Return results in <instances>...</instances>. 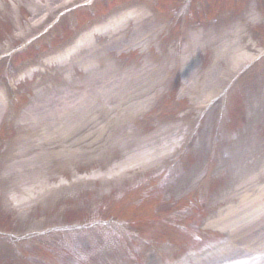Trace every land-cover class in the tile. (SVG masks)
Returning a JSON list of instances; mask_svg holds the SVG:
<instances>
[{"label": "rangeland", "instance_id": "rangeland-1", "mask_svg": "<svg viewBox=\"0 0 264 264\" xmlns=\"http://www.w3.org/2000/svg\"><path fill=\"white\" fill-rule=\"evenodd\" d=\"M0 1L1 52V47L6 43L5 39L15 34L17 22L24 24L27 20L31 21L35 14L26 6L25 0H21L20 12H15L11 8L15 0ZM109 1L111 2V0L102 1V4L96 5L90 11L94 13L101 10L102 14L113 11L102 15L100 22H104L109 15L117 13L122 8L106 7ZM145 1L152 2V0ZM221 1L216 0V5L206 11L207 15L202 8L199 13L201 17L195 19L194 24L187 28L178 25L171 27L170 32V29L163 25L160 31L164 45H159L156 55L148 54L147 51L142 55L140 51L136 54H130L128 51L119 53L114 47L106 45L108 40L103 35L107 30L101 31L102 35L97 36L92 46L100 48L104 58L99 61V66H94L100 69L94 76L115 68L126 71L124 82L129 78L148 74L150 76L141 78L139 82L146 78L149 81L155 80V90L161 95L156 96L155 92L151 93L150 88L147 89L145 92L152 100L151 105L147 106L144 112L139 113L141 115L136 119L138 113L135 112L120 115L118 120L119 115L96 111L92 106L94 104L81 105L82 99L88 93L84 86L94 83L95 80L89 77V71L82 73L75 66L78 62L75 60L71 62V56L66 58L70 66L69 72L63 67L61 71L62 93H40L35 88L37 87L35 84L42 79L40 77L42 75L34 76L30 80L33 83L29 81L28 85L23 86L26 93L22 89L20 93H23L27 100L26 103L24 102L25 107L33 104L32 108L30 111L25 109L23 115L15 119L14 129L5 135L4 140H0V149L5 148V152L12 156L4 162V157H0V185L4 197L0 200V206L6 205L7 208V210L0 208V228L5 229L9 237L13 234L32 233L24 239L18 238L19 242L31 241L32 244L23 249V255L22 252L16 253L15 249L9 250L0 246V264L8 259V255L15 259L16 264H25L24 262L26 264L246 263L241 257L248 251V249L244 250L245 242L235 240L224 242L226 237L224 232L210 229L206 218L211 213L210 211L208 213V207L211 208L212 201H216L215 199L223 194V196L227 195L234 187L235 181L241 177L243 172L240 161L246 160V155L254 158L259 171L263 169L264 156L261 155L262 152L264 153L263 78L259 77L257 81L250 80L247 85L249 90L234 97L229 96L226 102L224 99L227 89L240 76L246 65L264 54V0L248 3L252 9L249 12L248 6L247 11L244 12L245 17L252 12V15H256L257 20L253 24V29L239 25L240 21L237 17L240 14L241 4L232 8L233 11L237 8L236 14L223 13L217 17L232 6H222L224 3L222 2L218 8ZM89 2L90 0H77L72 6ZM160 2L169 1L160 0ZM119 3L117 0L115 5ZM31 8L33 9L32 6ZM144 15L145 19L142 22L132 19L121 36L132 37L137 29L138 38L140 36L141 39L145 38L146 35L140 33L144 31L140 27L146 31L151 30L150 22L153 15ZM136 16L133 13L128 18ZM251 16H247L250 21ZM55 18L54 15L50 23H47L48 27L56 22ZM180 27L181 33H177ZM79 28H83V25ZM244 33L248 36L243 39L245 47L234 46L233 42ZM172 35L174 37L171 39L167 38ZM190 43H192L191 47L201 49L200 55L198 54L196 58L192 56L196 49L187 53V60L191 62L187 70L192 71L193 76L188 77L184 70L180 71L177 63V71H170L166 88L165 78L168 70L165 67L173 66L181 50L190 46ZM42 44H44L43 39L37 45ZM20 46L21 44L18 43L14 51ZM7 62L4 60L1 65ZM236 67L241 70L235 72ZM50 68L52 70L49 71L51 70V74L55 76L54 69L58 70V67L51 65ZM158 70L162 73H158ZM246 76L248 75L240 77ZM48 80L50 79H46ZM52 80L49 81L50 85L56 83L55 77ZM80 91L83 95H79ZM22 104L23 102L19 107ZM98 104L100 105L99 100ZM87 110L95 112L89 114ZM77 111L83 112L85 116L77 121L80 126L75 127L77 120L75 116L79 118L80 115ZM26 116H32L30 122L25 121ZM31 126L33 129H30ZM44 126L49 127L50 130L46 135L49 136V142L47 141V146L42 150L38 137L42 138L40 131ZM3 132L4 130L0 137ZM193 135L195 140L190 147V156L187 158L189 161L184 167V175L180 178L176 175L172 177L175 183L179 181L176 184L177 188L171 194L173 197L159 188H151L155 184H150V181L142 189L139 187L130 192L126 189L118 190L116 194L123 195L119 200L115 199L118 195H110L117 185L125 187L128 184L124 185V183L134 179L138 174L153 171L159 165H163L171 158L172 145L177 141L181 144L184 142V137L186 139ZM156 143L158 144L155 146ZM159 146L160 151H155L156 153L150 156L154 161H145L142 153L149 148ZM32 159L40 161L36 164L38 171L34 174V183L30 180L29 184L18 183V180L11 178L15 176L14 171H21L23 176L26 175L27 166L24 168L22 165H27ZM12 164L16 166L14 171L10 167ZM208 166L212 168L211 174L215 173L211 190H206V187L204 194H200L198 198L194 193L187 196L186 188L189 185H194L190 189L196 187ZM243 190L244 188L238 189V193ZM249 196L254 197L252 193ZM163 198L165 202L160 201L162 204H159L157 201ZM101 199L106 200L105 204ZM139 199H143L140 206L134 209L125 207ZM6 214L9 217L4 216ZM175 218L179 225H186L190 233L182 234L183 230L179 229L181 226L177 228L166 224V221L176 223ZM88 221H90L88 226L98 223L99 226L96 228L109 231L113 238H120L128 246L129 253L118 251L115 259L110 252L93 253L92 250L89 251L91 249L89 247L88 250L83 249L84 251L77 253V250L84 248V245L86 247L91 245L85 243L96 238L93 233H83L78 238L64 237L62 245L68 241L66 243L69 248L62 251L59 246H51L40 239L42 234L61 229L63 225L83 224ZM260 233L261 231L257 230L255 234ZM252 237L256 238V236ZM34 238L36 239L32 241L31 239ZM143 247L144 250L146 248L144 252ZM166 257L168 263L163 262Z\"/></svg>", "mask_w": 264, "mask_h": 264}, {"label": "bare ground", "instance_id": "bare-ground-1", "mask_svg": "<svg viewBox=\"0 0 264 264\" xmlns=\"http://www.w3.org/2000/svg\"><path fill=\"white\" fill-rule=\"evenodd\" d=\"M45 1H47V0H45ZM52 1L61 2L62 0H49L50 3ZM39 2H41V1H39ZM41 9H45V8L40 6V4L36 5V10L34 11L35 16H37L39 14V10H41ZM111 27H115V25H112ZM23 29H24L25 32H30L33 29V26L31 24H28ZM94 33H96V31H94V32H92L90 34H94ZM135 42H136V40L133 39L132 41L129 42V44H134ZM91 56H92V58L89 61H86L84 63V65L92 66L93 64L99 62L98 59H101L103 57V54H101L100 52H93V53H91ZM125 72L126 71H121V70H118V69H109L107 73L100 74L99 77H101V78L109 77L108 83L103 86V88L106 91H108V95L107 94L90 95V93L88 92L85 95L84 99L82 100V103L86 104V103H91L93 101H98V100L105 99L106 101L104 102V104L110 105L112 111H118L121 108H123V106L126 105L129 102L130 96L129 95L111 96L109 94H113V93L119 92V90L122 87L123 82H124V74H125ZM57 75L60 76L58 71H57ZM61 80H62V77H61ZM41 91L45 93V91L43 89H41ZM46 135L47 134L42 136V138H41L42 143H39L41 145V149L42 150L47 146L45 144V142H47L49 140V136H46ZM143 157H146V155H144ZM28 165H29V163H27V166ZM22 167L25 168L26 164H23ZM15 173L18 174L17 172H15ZM24 181H26V180H24ZM255 181H256L255 178H251V179L248 180V183H253Z\"/></svg>", "mask_w": 264, "mask_h": 264}]
</instances>
